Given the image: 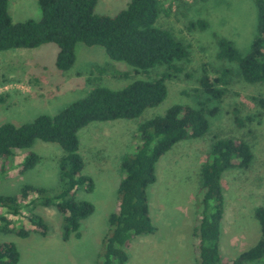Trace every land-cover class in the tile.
Returning a JSON list of instances; mask_svg holds the SVG:
<instances>
[{"label": "rangeland", "instance_id": "1", "mask_svg": "<svg viewBox=\"0 0 264 264\" xmlns=\"http://www.w3.org/2000/svg\"><path fill=\"white\" fill-rule=\"evenodd\" d=\"M129 1L98 0L95 13L114 16ZM158 1L156 26L170 31L188 52L187 59L175 62L180 71L169 73L167 97L159 106L145 110L137 120L93 122L78 131L83 174L92 178L95 187L91 194L79 190L76 200L90 202L95 211L82 221L80 238L72 235L66 242L61 240V216L53 207L40 206L36 210L47 226L44 236L32 232L22 239L15 232H0V244L12 242L17 246L16 264L101 262L102 240L109 228L108 217L116 210L117 189L123 177L120 160L139 143L137 125L163 116L175 105L203 106L200 103L206 101V96L198 84L202 69H207L211 79L217 78L222 69H230L231 82L220 102L204 104L208 133L203 138L174 145L156 163V181L147 188L155 230L128 242L126 264H197L194 233L199 215L200 169L215 138L245 141L253 154L249 169H229L223 178L221 258L227 261L237 258L259 241L254 210L264 205V108L257 99H264V86L245 83L235 63L216 57L219 38L230 40L241 54L247 53L257 27L254 3L252 0ZM8 13L13 22L38 20L41 16L37 0H8ZM197 21H203L206 27L192 29L190 23ZM57 52L54 44L0 52V126L6 123L21 126L40 115L54 116L99 85L120 90L131 80L154 79L166 71L164 66H156L149 72L135 74L125 63L110 60L103 48L79 43L75 49V69L72 66L68 72H60L54 63ZM102 68L104 73L99 72ZM73 71H81L83 75L74 76ZM124 72L128 73V79L113 76ZM209 109H216V113L209 114ZM235 118L243 121L242 127L235 123ZM29 151L39 156L38 164L18 175V163L24 153L12 167L8 165L0 173V195H15L24 185L46 189L58 186L61 148L35 141ZM1 213L6 214L3 210ZM13 227L14 231L21 227L32 229L21 219H14Z\"/></svg>", "mask_w": 264, "mask_h": 264}, {"label": "trees", "instance_id": "2", "mask_svg": "<svg viewBox=\"0 0 264 264\" xmlns=\"http://www.w3.org/2000/svg\"><path fill=\"white\" fill-rule=\"evenodd\" d=\"M97 1L37 0L41 12L38 20L13 22L8 13V0H0V52L54 44L58 48L55 67L68 72L75 63V49L80 43L103 48L110 60L125 63L135 74L149 72L156 66H164L166 71L154 79L131 80L120 90L103 85L93 87L83 98L54 116L40 115L21 126L1 125L0 173L8 165L12 167L24 153L16 173L21 175L33 169L40 160L36 153L29 151L35 141L57 144L63 153L58 163L59 184L56 188L24 185L15 195H0L2 233L15 232L22 239L32 232L44 236L47 226L36 213L41 206L53 207L60 214L62 241H68L72 235L78 238L82 221L95 211L90 202L76 200L79 190L91 194L95 187L92 178L83 174L78 131L93 122L137 120L145 110L159 106L167 97L166 82L171 72L180 71L175 62L188 57L185 46L170 31L156 26L160 12L158 0H130L126 8L114 16L96 14ZM252 1L257 13V27L247 53L241 54L230 40L219 38L216 57L235 63L238 75L245 83L264 86V0ZM190 27L204 29L206 24L191 22ZM100 71L104 73L105 69ZM218 74L217 78L211 79L207 69H202L198 84L206 96V101L200 103L203 106L175 105L163 116L137 125L139 143L120 160L123 177L117 189L116 210L108 217L109 228L102 240L99 264H126L128 242L154 232L147 188L156 181L155 165L174 145L203 138L208 133L204 107L211 101L220 102L231 82L230 69H222ZM113 76L128 79L127 72L118 76L113 73ZM257 100L264 108V99ZM208 111L209 114L216 113V109ZM235 123L239 127L244 124L238 118ZM252 159L251 148L245 141L215 138L211 143L207 161L200 169L199 215L194 233L197 264H264V205L254 210L260 230L256 245L228 261L220 255L225 205L223 178L229 169H249ZM2 210L6 214H2ZM14 219L25 220L32 229L21 227L14 231ZM18 260L19 252L14 243L0 244V264H16Z\"/></svg>", "mask_w": 264, "mask_h": 264}, {"label": "crops", "instance_id": "3", "mask_svg": "<svg viewBox=\"0 0 264 264\" xmlns=\"http://www.w3.org/2000/svg\"><path fill=\"white\" fill-rule=\"evenodd\" d=\"M45 45H46V44H45ZM57 53H58V52H57ZM56 56H57V55H56ZM88 62H89V61H88ZM54 63H55V61H54ZM76 64H77V58L75 59V63H74V65H73V68H74V69H75V67H76ZM91 64H92V63L89 62V65H90V66H91ZM56 69H57V68H56ZM74 69H73V70H74ZM58 71H59V70H58ZM60 72H61V71H60ZM73 75H74V76L76 75V76H79V77H80V76L83 75V73H82L81 71H75V72L73 71ZM89 91H90V90H89ZM87 93H88V92H87ZM84 95H85V94H84ZM73 237L76 238L74 235H73ZM79 238H80V236H79L78 238H76V239H79ZM68 241H69V240H68Z\"/></svg>", "mask_w": 264, "mask_h": 264}]
</instances>
